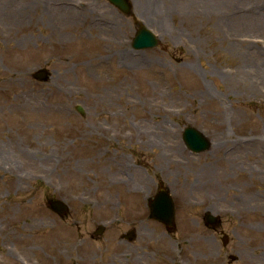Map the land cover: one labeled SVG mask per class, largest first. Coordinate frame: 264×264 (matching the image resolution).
<instances>
[{
  "label": "rangeland",
  "instance_id": "374dc122",
  "mask_svg": "<svg viewBox=\"0 0 264 264\" xmlns=\"http://www.w3.org/2000/svg\"><path fill=\"white\" fill-rule=\"evenodd\" d=\"M153 1L155 21L144 0H0V264H264V144L244 146L264 143V0ZM139 22L157 45L131 47ZM160 187L170 227L147 205Z\"/></svg>",
  "mask_w": 264,
  "mask_h": 264
},
{
  "label": "water",
  "instance_id": "95a60500",
  "mask_svg": "<svg viewBox=\"0 0 264 264\" xmlns=\"http://www.w3.org/2000/svg\"><path fill=\"white\" fill-rule=\"evenodd\" d=\"M113 5L118 7L124 13H129L131 8V3L129 0H108ZM131 46L133 48H145L157 45L158 38L155 33L148 29L145 25L139 24L138 28L131 39ZM48 72L45 68H40L33 72L34 77L39 79H46ZM76 108L79 111H83L80 105ZM182 137L185 144L193 151H201L209 147L210 140L197 128L188 125L185 126L182 131ZM49 206L58 212L59 214L65 212L67 209L66 203L61 199H50L48 201ZM151 215L167 224H171L174 216L173 200L170 194L166 190H159L155 196L149 202ZM208 220H212L211 217ZM103 226L100 224L95 228V235L101 233ZM134 235L133 230H129L124 236L131 239ZM225 241V238H224ZM232 258L234 256L231 255Z\"/></svg>",
  "mask_w": 264,
  "mask_h": 264
},
{
  "label": "bare ground",
  "instance_id": "6f19581e",
  "mask_svg": "<svg viewBox=\"0 0 264 264\" xmlns=\"http://www.w3.org/2000/svg\"><path fill=\"white\" fill-rule=\"evenodd\" d=\"M215 4V3H214ZM214 4H212V5H210V4H208L209 5V7L210 8H212L213 9V11H216V10H219V6L216 8V5H214ZM46 5V4H45ZM143 13H145L148 17L147 18H150V19H153L154 21H155V19H156V16H159V13L160 12H162L163 10L162 9H160V10H158V4L157 3H155V1H153V0H144V2H143ZM22 7V6H21ZM20 7V8H21ZM18 9H20L19 7H17ZM26 8V5L25 4H23V7H22V9L24 10ZM54 8H56V9H60V8H62V7H54ZM164 9H167V7H166V5L164 6ZM216 9V10H215ZM10 10H12V7H10ZM13 10H15V9H13ZM47 10V9H46ZM48 11V10H47ZM18 13L20 14V15H22V13H21V11L20 10H18ZM61 14H62V12H61ZM21 17V16H20ZM63 14H62V20L61 21H63L64 19H63ZM162 18V17H161ZM163 19V18H162ZM14 20H15V18L13 17V15L12 14H6V21L9 23V24H13V22H14ZM66 20V19H65ZM145 21V20H144ZM144 24L145 25H147L145 22H144ZM148 26V25H147ZM149 27V26H148ZM106 49V48H105ZM105 49H103V51H105ZM103 51L101 50L100 52H102L103 53ZM104 54V53H103ZM102 59H103V56H101V57H99V62H101L102 61ZM134 61H136V62H139V57H134ZM101 101H103V100H101ZM153 107H156V105H152ZM224 135V137H227L226 135H225V133L223 134ZM123 137H126V138H130L131 139V137L133 136L132 135V133H125V134H123L122 135ZM234 141V144H235V146H239V143H238V141L237 140H233ZM217 144V142H215L214 144H213V146L214 145H216ZM263 141L259 138V137H256V136H252L251 138H249L246 142H245V145L244 146H263ZM214 147H216V146H214ZM23 153H27L26 151H24L23 150ZM29 156L31 155L30 153H27ZM29 156H27V157H29ZM30 158V157H29ZM232 158V157H231ZM0 162L2 163V166H3V164H7V161H5L4 160V157L2 156V155H0ZM211 183V184H210ZM207 185V186H210V187H214V182H212V180L208 177V176H206V180H204V182H203V185Z\"/></svg>",
  "mask_w": 264,
  "mask_h": 264
},
{
  "label": "flooded vegetation",
  "instance_id": "af4514ba",
  "mask_svg": "<svg viewBox=\"0 0 264 264\" xmlns=\"http://www.w3.org/2000/svg\"><path fill=\"white\" fill-rule=\"evenodd\" d=\"M216 195L219 196L218 194H216ZM216 195L214 194V196H216ZM210 202L211 203L208 205V209L205 210L204 215L207 211H210L215 215V217H214L213 221H209V222L204 217L203 223L210 228H214L216 225H219L222 223V217H221L222 213H220L222 207H220V204L217 202V200H212Z\"/></svg>",
  "mask_w": 264,
  "mask_h": 264
}]
</instances>
